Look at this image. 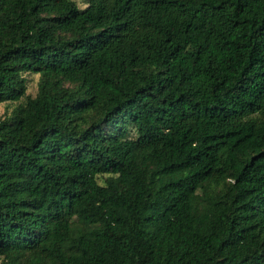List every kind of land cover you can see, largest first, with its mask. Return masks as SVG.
<instances>
[{"label": "trees", "instance_id": "1", "mask_svg": "<svg viewBox=\"0 0 264 264\" xmlns=\"http://www.w3.org/2000/svg\"><path fill=\"white\" fill-rule=\"evenodd\" d=\"M86 3L0 0V264H264V0Z\"/></svg>", "mask_w": 264, "mask_h": 264}, {"label": "rangeland", "instance_id": "2", "mask_svg": "<svg viewBox=\"0 0 264 264\" xmlns=\"http://www.w3.org/2000/svg\"><path fill=\"white\" fill-rule=\"evenodd\" d=\"M80 9L86 7V0H74ZM23 76L26 79L27 94L34 96L37 90V82L39 79V74L37 73H24ZM13 113H18V122L13 124L11 127L14 130L22 131L25 121L30 118V108L25 104V99H20L16 102H4L0 103V116H9ZM99 182L102 183L103 180L99 178Z\"/></svg>", "mask_w": 264, "mask_h": 264}]
</instances>
